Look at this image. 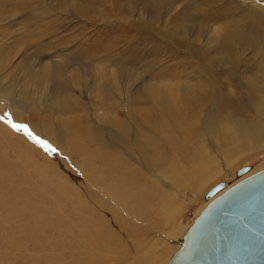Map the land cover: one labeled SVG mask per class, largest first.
Here are the masks:
<instances>
[{
    "label": "rangeland",
    "instance_id": "rangeland-1",
    "mask_svg": "<svg viewBox=\"0 0 264 264\" xmlns=\"http://www.w3.org/2000/svg\"><path fill=\"white\" fill-rule=\"evenodd\" d=\"M252 2L0 0V264H167L213 187L237 184L242 167L264 170V0ZM186 92L196 110L186 108ZM182 126L195 130L190 155L171 157L172 132ZM239 147L255 149L229 174L194 186V163L217 170ZM156 148L161 155L147 154ZM92 161L106 180L127 176L117 169L139 170L150 187L144 200L118 201L86 172ZM59 179L131 225L114 231L113 249L86 248L85 205L56 199L67 220H52L57 208L46 189ZM162 196L180 208L169 222ZM23 208L42 218L40 227L65 228L32 235Z\"/></svg>",
    "mask_w": 264,
    "mask_h": 264
},
{
    "label": "water",
    "instance_id": "water-1",
    "mask_svg": "<svg viewBox=\"0 0 264 264\" xmlns=\"http://www.w3.org/2000/svg\"><path fill=\"white\" fill-rule=\"evenodd\" d=\"M250 170L242 167L236 177ZM227 187L221 182L207 193L206 200L221 194L196 218L169 264H264V170Z\"/></svg>",
    "mask_w": 264,
    "mask_h": 264
},
{
    "label": "bare ground",
    "instance_id": "bare-ground-1",
    "mask_svg": "<svg viewBox=\"0 0 264 264\" xmlns=\"http://www.w3.org/2000/svg\"><path fill=\"white\" fill-rule=\"evenodd\" d=\"M252 2V0H250ZM255 2V1H254ZM253 3V2H252ZM257 3V2H256ZM253 5V4H252ZM192 95V92H186V94L184 95L183 97V100H184V104L186 106V108L188 109H195L194 106H193V103L191 102V100L189 99V97ZM196 106V105H195ZM263 107V104L260 103V108ZM196 110V109H195ZM208 129V127H206V130ZM49 130V129H48ZM222 131H235V128L234 127H228L227 125H224L222 128H221ZM10 131V130H9ZM51 131V130H50ZM49 131V132H50ZM189 131H195L194 129H191L189 127H185V126H182V128H177V130H175L174 132H172V138L170 140V145L173 146V151L174 153L171 155V157L175 156V155H190V145L188 144V136L190 135V132ZM48 132V133H49ZM175 133L176 136H175ZM51 134V133H50ZM124 134H125V131H124ZM35 135V134H34ZM241 137V136H240ZM124 140V139H123ZM47 141V140H46ZM49 142V141H48ZM125 142V141H124ZM253 143V142H252ZM52 144V143H51ZM134 144H137L134 142ZM57 145V144H56ZM139 145V144H138ZM55 146V145H54ZM252 150H254L255 148L253 147H248V151H244L242 149V147H239L237 149V155H233L232 153L228 154L227 156H221L220 158L223 159V162L224 164L217 170H212L211 168L208 170L206 169V167L204 166H200L202 164V161H198L196 162V164L194 163L192 166V173H189V175L191 176V180L194 182V186L201 190L205 185H206V182L209 181L210 179L214 178L216 175L220 174L223 170L226 172V174H229L230 171V167L233 165V163H235L236 161H238L242 156L243 154L246 155L247 152H250ZM169 151V150H168ZM159 152V149H152V150H149L147 151V154L150 155V156H156V155H161L160 153H157ZM214 153L215 155L219 156L218 154V151L217 149L214 150ZM129 156V155H128ZM65 157V156H64ZM130 158V157H129ZM158 158V157H156ZM146 160V159H145ZM133 161V160H132ZM151 161V160H150ZM152 162V161H151ZM178 162V161H177ZM154 164H158V163H155L153 162ZM213 164V163H212ZM94 165V162L92 161L91 163V166L90 167H87L86 168V172L87 173H90L91 175L95 176V179L96 181L102 185L105 189V187L107 188V191H109L112 196L114 198H116L118 201H124L125 200V196L126 197H137L139 199H143L144 200V197L147 195V191L150 189L149 186H147L146 183H144V181H142L139 177H137L139 175V170H133V169H122V170H116V172H122L123 170L126 171L127 173V176H125L123 179H116V176L113 175V178L112 179H108L106 180L105 179V176H103L102 174H100L101 172V168H96L95 169H92L91 167ZM142 166V165H141ZM246 167V166H245ZM250 167V171L245 174L244 176L240 178H237L236 177V171L234 173V179L237 181H242L252 175H254V172L252 171L253 170V167L249 166ZM154 168V167H153ZM51 170V172L53 171V169L50 167L49 168ZM169 170V168L167 169V171ZM212 170V171H211ZM12 170L9 169V173H11ZM148 172V171H147ZM97 173H99L97 175ZM170 171L169 172H163V174L165 175L167 181H171V182H175L176 181V178L174 175H169ZM150 174V172L148 173ZM256 174V173H255ZM40 175L45 179V176L43 175V171H40ZM11 176V175H10ZM163 176V175H162ZM231 176V175H230ZM5 177V176H4ZM43 178L40 177V180H43ZM151 178V177H150ZM237 179H240V180H237ZM152 180V179H150ZM149 180V181H150ZM12 181V180H11ZM53 182H51L48 186V188L46 189L51 197L52 198V204L56 205V208L57 210H55L52 215V220H55L56 218H62L64 222H66V216H65V213H63V211L60 209V205L58 204V202L56 201L57 200H66V201H69L71 203H73V208H77V206H87L90 208L91 210V217H90V222L88 220V218L86 217V224H85V229H82L81 231L83 232V235L82 237H90L91 240H90V246L86 247L88 249V251L92 250L94 253H96L97 251H99L101 249L102 246L106 245L108 248H112L113 249V245H114V240H115V235L113 234L114 231L116 229H119V232L120 231H123L125 230L124 228L127 227V225L131 227V225L129 224H126L124 222V220H122V216L121 214H118L117 212L119 211H115L116 209L114 208H107V207H104V206H99V205H96L90 201H87V200H84L83 197L81 196V194L73 189L69 184L68 182H66L65 179H59L57 181H54V180H51ZM101 182H105V185L101 184ZM238 182V183H239ZM237 183V184H238ZM180 184V183H179ZM228 184V188L234 186L235 182L232 183L231 185ZM182 185V184H181ZM180 185V186H181ZM135 189H138L139 192L138 194H136L135 192H131L129 193V191H132V190H135ZM151 189L153 190V187H151ZM225 189V190H227ZM224 190V191H225ZM3 192V191H2ZM171 192V191H170ZM127 193V194H126ZM221 193H219L217 196H219ZM217 196H215L213 199H209V200H206L207 201V205L206 207L208 206V204H210V202H212ZM107 198V197H106ZM162 199L164 201V212L167 214V219H168V222L169 220L171 219V217L176 214V212L180 209L179 207H174L172 206V202H171V199L170 198H167L162 196ZM139 210H142V207L141 205L137 206ZM205 207V208H206ZM120 208V207H119ZM204 208V209H205ZM121 210V208H120ZM122 211V210H121ZM203 211V210H202ZM133 212L135 214H137L135 212V210L133 209ZM201 214V213H200ZM199 214V215H200ZM198 215V216H199ZM22 216L26 219V223H28V226L31 225L32 226V222H35V226L33 225L32 227L34 228L33 232H32V235H35L38 231L40 230H45V229H48V228H59V231H61V228H65V225L62 224V223H57L55 224L53 221H50L48 224H46L45 226H42L40 227V222L42 220V218H37V216L35 214H32L27 208H23L22 210ZM167 223V222H166ZM192 226V225H191ZM1 229V228H0ZM20 229V228H19ZM189 230V229H188ZM85 232H88V233H85ZM9 233V232H7ZM187 233V232H186ZM10 234V233H9ZM3 235V234H2ZM186 235V234H185ZM11 236V234H10ZM9 236V237H10ZM30 236V235H29ZM15 237V236H14ZM13 237V238H14ZM171 239V241L173 240L174 236L172 237V235L169 236ZM185 237V236H184ZM184 237H183V241L182 243L180 244V247L182 246V244L184 243ZM16 238V237H15ZM25 239V238H24ZM13 241V240H12ZM23 241V240H22ZM147 241V240H146ZM163 241V240H162ZM165 241V239H164ZM65 242V241H64ZM63 242V243H64ZM173 242V241H172ZM23 243V242H22ZM160 243V242H159ZM160 245V244H159ZM11 246V245H10ZM64 246V245H63ZM61 247V246H60ZM56 248V247H55ZM179 248V249H180ZM111 249V250H112ZM178 249V250H179ZM6 251V250H5ZM51 251V250H50ZM55 251H57L55 249ZM60 250H58L57 252H59ZM3 252V251H2ZM17 252V251H16ZM54 252V251H53ZM55 252V253H57ZM107 252V251H106ZM13 253V252H12ZM20 253V252H19ZM41 253V252H40ZM47 253V252H46ZM45 253V254H46ZM107 253H110V252H107ZM177 253V252H176ZM175 253V254H176ZM54 254V253H53ZM111 254V253H110ZM174 254V255H175ZM56 255V254H55ZM173 255V256H174ZM4 256V255H3ZM46 256V255H45ZM44 256V257H45ZM59 256V254H58ZM145 256V255H144ZM172 256V257H173ZM15 257H19V256H15ZM171 257V258H172ZM26 258V257H24ZM46 258V257H45ZM170 258V260H171ZM21 260V259H20ZM19 260V261H20ZM169 260V261H170ZM169 261L167 264H169ZM50 262V261H49ZM48 262V263H49ZM8 263V262H7ZM47 263V262H46ZM47 263V264H48Z\"/></svg>",
    "mask_w": 264,
    "mask_h": 264
},
{
    "label": "snow or ice",
    "instance_id": "snow-or-ice-1",
    "mask_svg": "<svg viewBox=\"0 0 264 264\" xmlns=\"http://www.w3.org/2000/svg\"><path fill=\"white\" fill-rule=\"evenodd\" d=\"M3 119H5V117L0 116V120H3ZM7 122H8L9 124H11V126H12L14 129H16L17 131H21V130L24 131V133H25L27 136H29L30 138H32L36 143L41 144L42 146L47 147L46 142H43V141H41L38 137H36V136L30 131V129H29L27 126H22V125L13 124V123L11 122V120H8ZM52 151L54 152L55 149H52Z\"/></svg>",
    "mask_w": 264,
    "mask_h": 264
}]
</instances>
